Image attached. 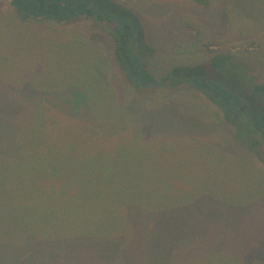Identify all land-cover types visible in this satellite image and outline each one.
I'll return each instance as SVG.
<instances>
[{
  "label": "rangeland",
  "instance_id": "374dc122",
  "mask_svg": "<svg viewBox=\"0 0 264 264\" xmlns=\"http://www.w3.org/2000/svg\"><path fill=\"white\" fill-rule=\"evenodd\" d=\"M114 1L137 15L135 51L157 79L175 66H207L212 56L229 54L227 67H212L209 79L264 117V0H212L208 8L193 0ZM145 47L152 54L143 52ZM232 63L239 67L230 73ZM148 90L138 95L128 85L115 60L113 38L99 22H22L10 1L0 0L3 160L17 157L11 145L20 141L26 152L20 157L28 159L29 150L42 156V176L55 191L62 181L96 187H104L108 178L157 182L152 190L159 196L147 216H133L142 208L134 207L132 184L118 199L141 249L157 226L171 229L166 239L182 245L172 247L171 264H264L262 164L202 95L185 86ZM58 149L71 157L62 158ZM4 165L13 177L21 174ZM173 191L204 195L185 201L174 199ZM173 203L185 209L172 210ZM28 209L0 200V264L123 262L120 255L105 253L106 243H94L104 232L81 229L59 244L57 232H41ZM143 258L137 251L125 264H155Z\"/></svg>",
  "mask_w": 264,
  "mask_h": 264
},
{
  "label": "trees",
  "instance_id": "16d2710c",
  "mask_svg": "<svg viewBox=\"0 0 264 264\" xmlns=\"http://www.w3.org/2000/svg\"><path fill=\"white\" fill-rule=\"evenodd\" d=\"M8 1L22 22L48 20L66 24L82 18L99 22L113 38L115 60L135 94L139 95V93L155 86L167 87L171 90L185 86L188 87V90L202 95L221 112V120L233 129V136L262 164L264 172V117L240 97L214 83L208 77V72L212 67L225 69L227 63L232 59L231 55H214L207 66L202 64L175 66L167 76L157 79L135 51V48L140 45L137 36V31L140 28L137 15L114 0ZM193 1L203 8H208L212 0ZM137 50L139 52V49ZM143 52H148L149 55V53L152 54L153 49L145 47ZM238 67V63H232L228 68L231 73L234 70L237 71ZM260 91L264 94V85L260 86ZM23 126L29 132V127L24 124ZM16 131L18 132L19 129ZM26 136H30V134ZM46 140L47 138L40 143L44 144ZM13 144L11 145L14 148L12 150L18 153L17 157L5 161L3 160L5 157L0 156V200L12 202L16 206H20V209L29 207L27 211L33 216V220L41 232L44 231L45 235L46 232H57L55 241L59 244H62L66 237L72 240L74 232L81 229L88 232H104L100 237L98 234L96 235L94 243H106L105 253L110 257L120 255L123 260L121 264H125L127 257L137 251L139 255L147 256V259L143 258L144 262L155 261V264L157 262H159L158 264H171L169 261L174 252L172 247L182 246L180 242L171 238L170 240L166 239L169 238L172 230L159 229L155 226L150 234L151 241L147 243L146 249H141L140 239L136 234H133L134 227H130L125 222L124 215L118 210L120 194L124 191L125 185L130 183L135 193L134 207L142 208L133 216H147L150 204L159 196V193L152 190L157 182L144 184L136 180L121 179L116 181L108 178L104 187H96L88 181H62L60 182L62 187L55 191L53 182L45 181L42 176L44 173L42 156L29 150L30 157L28 159L20 157V154L26 153L25 150L20 146V141L13 140ZM8 150L6 153L9 152ZM58 150L62 158L71 157L69 153H65L61 149ZM3 164L17 167L21 174L13 177L6 169V165L3 166ZM9 189L17 191L20 197L14 198L15 195L12 196ZM173 195L174 199L186 201L188 198L196 200L204 194L201 191L193 192V194L173 191ZM109 202H112V208H109ZM3 203L4 201L1 202V205ZM171 205L172 210L185 209L177 203ZM192 205H194L193 201ZM85 216L88 221H82ZM61 231H64L63 234H60ZM118 243H121V247L117 245ZM60 256L67 263L65 256L62 254ZM162 256L166 258L161 260ZM158 257L159 259H157Z\"/></svg>",
  "mask_w": 264,
  "mask_h": 264
},
{
  "label": "crops",
  "instance_id": "0c3cea01",
  "mask_svg": "<svg viewBox=\"0 0 264 264\" xmlns=\"http://www.w3.org/2000/svg\"><path fill=\"white\" fill-rule=\"evenodd\" d=\"M6 154V153H5ZM8 154V153H7ZM0 156H2V153H1V155ZM2 158H4V157H2ZM9 192H10V189H9Z\"/></svg>",
  "mask_w": 264,
  "mask_h": 264
}]
</instances>
